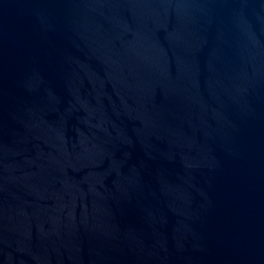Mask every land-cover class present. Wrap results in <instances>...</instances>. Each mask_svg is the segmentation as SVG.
I'll list each match as a JSON object with an SVG mask.
<instances>
[{"label":"water","instance_id":"water-1","mask_svg":"<svg viewBox=\"0 0 264 264\" xmlns=\"http://www.w3.org/2000/svg\"><path fill=\"white\" fill-rule=\"evenodd\" d=\"M0 264H264V0H0Z\"/></svg>","mask_w":264,"mask_h":264}]
</instances>
